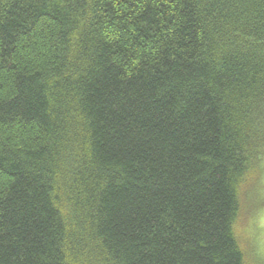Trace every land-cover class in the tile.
Listing matches in <instances>:
<instances>
[{
  "label": "trees",
  "instance_id": "trees-1",
  "mask_svg": "<svg viewBox=\"0 0 264 264\" xmlns=\"http://www.w3.org/2000/svg\"><path fill=\"white\" fill-rule=\"evenodd\" d=\"M264 0H0V264H252Z\"/></svg>",
  "mask_w": 264,
  "mask_h": 264
},
{
  "label": "rangeland",
  "instance_id": "rangeland-1",
  "mask_svg": "<svg viewBox=\"0 0 264 264\" xmlns=\"http://www.w3.org/2000/svg\"><path fill=\"white\" fill-rule=\"evenodd\" d=\"M255 176L241 188V207L235 231L252 264H264V159Z\"/></svg>",
  "mask_w": 264,
  "mask_h": 264
}]
</instances>
